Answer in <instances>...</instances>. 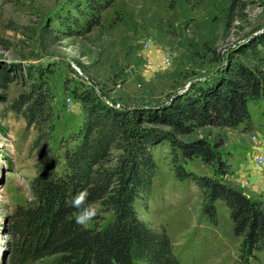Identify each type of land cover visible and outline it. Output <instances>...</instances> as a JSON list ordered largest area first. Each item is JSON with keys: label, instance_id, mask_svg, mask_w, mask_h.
I'll return each mask as SVG.
<instances>
[{"label": "rangeland", "instance_id": "obj_1", "mask_svg": "<svg viewBox=\"0 0 264 264\" xmlns=\"http://www.w3.org/2000/svg\"><path fill=\"white\" fill-rule=\"evenodd\" d=\"M84 9L83 0H0V72L20 75L7 87L0 84V264H9V218L32 200L36 133L12 108L31 78L41 76L54 96V161L62 173L65 149L74 146L70 139L84 120L71 94L76 87L116 107H156L237 63L264 69L244 52L264 39V0H116L90 32ZM248 107L252 124L226 133L223 159L230 183L264 203V101ZM153 154L157 171L150 192L136 202L139 217L166 229L181 264H243L226 204H216L213 223L202 212L198 186L176 177L169 144ZM186 167L212 172L200 160ZM256 257L250 264H264V250Z\"/></svg>", "mask_w": 264, "mask_h": 264}, {"label": "trees", "instance_id": "obj_2", "mask_svg": "<svg viewBox=\"0 0 264 264\" xmlns=\"http://www.w3.org/2000/svg\"><path fill=\"white\" fill-rule=\"evenodd\" d=\"M83 2L84 29L90 32L101 26L116 0ZM244 52L264 62V39ZM17 71L16 77L1 71L0 84L7 87L20 78ZM182 90L165 105L116 107L88 87H76L71 94L81 102L84 120L70 139L74 146L65 149L60 173L54 161V96L41 76L31 78L12 108L36 133V174L30 182L32 200L9 218V264H181L166 229L152 228L135 207L152 188L153 149L163 143L169 144L178 180L201 190L202 212L213 223L216 204L228 207L243 264L257 258L264 250V203L230 183L222 150L228 131L250 128L249 103L264 101V69L237 63ZM196 160L212 172L186 167Z\"/></svg>", "mask_w": 264, "mask_h": 264}, {"label": "built area", "instance_id": "obj_3", "mask_svg": "<svg viewBox=\"0 0 264 264\" xmlns=\"http://www.w3.org/2000/svg\"><path fill=\"white\" fill-rule=\"evenodd\" d=\"M261 164H264V158L259 161Z\"/></svg>", "mask_w": 264, "mask_h": 264}, {"label": "bare ground", "instance_id": "obj_4", "mask_svg": "<svg viewBox=\"0 0 264 264\" xmlns=\"http://www.w3.org/2000/svg\"><path fill=\"white\" fill-rule=\"evenodd\" d=\"M257 139H258V138H257ZM257 139H256V140H257Z\"/></svg>", "mask_w": 264, "mask_h": 264}]
</instances>
